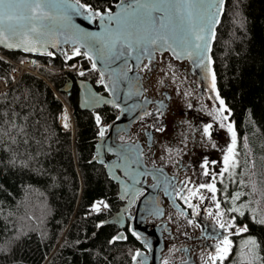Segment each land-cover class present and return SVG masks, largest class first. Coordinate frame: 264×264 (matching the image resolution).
I'll return each instance as SVG.
<instances>
[{
  "label": "trees",
  "instance_id": "16d2710c",
  "mask_svg": "<svg viewBox=\"0 0 264 264\" xmlns=\"http://www.w3.org/2000/svg\"><path fill=\"white\" fill-rule=\"evenodd\" d=\"M80 1L103 10L118 0ZM7 52L57 64V70L44 73L72 106L74 129L61 125L64 103L35 74L25 72L0 94V264H132L135 237L127 233L116 239L117 225L100 224L118 209L117 186L104 165L92 160L100 124L114 118L117 109H81L77 89L62 90L80 73L58 66L78 60L81 52L71 59ZM212 57L215 84L235 125L243 164L262 194V215L248 212L249 234L257 245L253 262L245 254L241 264H264V0H226ZM9 68L0 61V76L8 77ZM83 76L99 74L93 68ZM101 198L108 202L106 212L93 208Z\"/></svg>",
  "mask_w": 264,
  "mask_h": 264
},
{
  "label": "flooded vegetation",
  "instance_id": "af4514ba",
  "mask_svg": "<svg viewBox=\"0 0 264 264\" xmlns=\"http://www.w3.org/2000/svg\"><path fill=\"white\" fill-rule=\"evenodd\" d=\"M75 48L68 46L65 57L73 54ZM139 71L143 74L145 86L143 96L151 98L149 110L131 125L128 132L121 131L117 140L136 143L134 149H141L140 155L146 166L140 172L136 171L137 165L133 166V172L138 175L133 182L130 175L125 177L127 186H132L139 192L127 212L125 226H118L119 231L124 235H133L138 241L134 254L138 250L148 253L155 246L156 237L161 234L164 240L161 263L187 261L188 264H241L243 246L247 245L244 236L249 234L247 220L250 217L248 211L231 210L235 207L230 195H237L241 189L239 177L243 167V154L239 150L237 137L234 158L239 162L238 166H230L228 172L222 173L224 156L232 141L227 127L220 125L232 124L235 132L236 129L226 105L220 104V96L217 98L216 84L213 88L198 80L187 59L175 58L168 51L159 52L152 60L145 59L139 66ZM79 77L91 79L83 75L71 78L73 83L69 93L75 88L79 93L76 83ZM91 80L97 90L108 93L100 74ZM115 108L116 117L119 109ZM221 108L226 109L223 115L228 117L227 121L218 119V110ZM96 109L99 108L91 111ZM114 118L100 124V128ZM209 124L212 125L209 129L210 136L204 131ZM213 177L217 189L215 200L212 199L213 193L206 187H200L201 184L213 183ZM116 186L118 190L119 184L116 183ZM150 190L158 194L163 210L160 216L154 213L148 215L144 227L137 226L144 232L141 234L133 228L135 207L140 197ZM197 190L196 195H191ZM201 196L204 198L201 199ZM116 199L119 206L125 202L117 195ZM221 223L233 226L221 228ZM244 227L247 231H238ZM224 237L231 241V245L227 255L221 260L217 257L216 249L218 245L224 246ZM151 238L153 240L150 242ZM212 257L217 258L213 260ZM141 263L138 260L137 264ZM149 264H153L152 260H149Z\"/></svg>",
  "mask_w": 264,
  "mask_h": 264
},
{
  "label": "water",
  "instance_id": "95a60500",
  "mask_svg": "<svg viewBox=\"0 0 264 264\" xmlns=\"http://www.w3.org/2000/svg\"><path fill=\"white\" fill-rule=\"evenodd\" d=\"M75 4L76 0H48L42 12L37 14L39 18H33L34 14L29 9L20 8L15 13L20 17L19 20L0 25L2 29L0 47L9 51H21L45 57L54 51L55 54L66 58L67 47L70 46L79 48L82 54L88 53L94 58L96 64L94 69L102 76L108 93L104 94L97 90L91 79L79 77L76 79L79 88V107L93 110L108 105L119 109L118 115L110 123L101 126L100 130L106 131L103 137L99 133L96 136L92 160L104 165L108 176L119 184L116 195L125 200L100 224H114L123 228L126 224L127 212L134 204V197L139 192L136 188L127 186L125 177L130 175L133 182L138 176L133 172V166L137 165L138 172L142 171L144 165L146 166L140 155L141 149L138 151L134 149L136 143L117 140V135L121 131L128 132L131 125L149 110L151 98L143 96L145 86L139 66L145 59L152 60L159 52L168 51L175 58L187 59L198 80L212 86V73H215L212 49L215 39L211 41V50L207 56L202 54L201 49L194 47L195 41L190 35V29L195 24L198 30L201 23L200 17L206 8L192 9V15L189 17V10L180 3V0H123V3L118 0L110 9L112 13L123 17L119 25L107 19L102 21L99 17L90 18L92 14L87 13L83 8L71 7ZM80 4L90 5L82 1ZM92 8L99 11L109 9ZM43 13L48 15L44 16ZM218 25L219 23L215 27V38ZM33 26L40 29L39 43L35 45L37 51H25L24 47H7L8 44L21 43L25 34L37 38V34L30 32ZM106 28L112 30L110 36L105 33ZM91 34L104 36L108 46L100 42L94 47ZM185 37L192 42L185 43ZM113 39L117 41L115 47L111 46ZM153 39L157 41L156 44L151 43ZM129 44L131 48L128 47ZM91 63L93 64V60ZM72 83V80L67 81L62 90L68 91ZM153 192V190L146 191L136 203L133 228L141 234L144 232L137 226L144 227L148 215L162 214L163 206L158 194ZM119 236L123 237L124 233L120 232ZM152 240L153 238L150 242ZM155 241V246L153 245L148 253L138 250L131 263L137 264L138 260H141V264H149V260H152L153 264H188L187 261L161 263V252L164 247L162 235L159 234Z\"/></svg>",
  "mask_w": 264,
  "mask_h": 264
},
{
  "label": "snow or ice",
  "instance_id": "6c2138e0",
  "mask_svg": "<svg viewBox=\"0 0 264 264\" xmlns=\"http://www.w3.org/2000/svg\"><path fill=\"white\" fill-rule=\"evenodd\" d=\"M48 0H0V25H4L7 22H11L14 20H19L20 17L15 15L16 11L19 10L20 8H27L29 9L33 14V18H39L37 14L41 13L44 7L46 6ZM121 3H123V0H121ZM180 3L187 9L189 17H191L192 9H205L206 11L203 12V14L200 17L201 23L199 25L198 30H196V25L193 24L190 29V35L194 38V47L197 49L202 50V54L204 56H207V53L211 50V41L215 39V27L218 23H220V17L223 14L224 10V5L226 3V0H180ZM79 7L83 8L87 13H91L92 15L90 18L93 17H99L102 21L107 19L109 22L115 21L117 25L122 23L123 17L119 16L118 14L112 13L111 9H106L104 11H99V10H94L91 5H83L80 4V0H76L75 5H71V7ZM145 7H148V5H145ZM44 16H47L48 13H43ZM14 30V29H13ZM2 31V29H0ZM118 32V29L116 30ZM31 33L37 34V38H33L25 34L24 38L21 40V43L19 44H8L7 47L9 48H18V47H24L25 51H37L38 49L35 47L37 43H39L38 36L40 34V29L33 26L30 29ZM105 33L107 35L112 34V30L106 28ZM94 39V44L93 46L95 47L97 43L103 42L105 46H108L107 41H105L104 36L97 35V34H91ZM4 39H7V37H4ZM116 39H113L111 41V46L115 47L116 44ZM185 43H190L192 41L188 40L187 37H185L184 40ZM152 44H156L157 41L153 39L151 41ZM129 48L132 46L129 44ZM169 47H171L169 45ZM99 50V49H98ZM144 51H147V49H144ZM175 52V49H173ZM80 49L75 48L74 49V55H80ZM179 55L178 53H176ZM51 55V53H49ZM87 58L89 60H93L92 67L95 68L96 64L94 61V58L91 55H88V53H85ZM71 59V56L68 57ZM210 61V57H209ZM80 75H84L83 72L80 73ZM212 87L215 88V73H212ZM217 98H219V93H217ZM220 104L223 105L224 101L220 100ZM226 111V109L221 108L218 110V119L221 121H227L228 117L223 115V112ZM96 122L99 124L101 122V118L99 116H96ZM221 127H227L228 131L231 133V146L227 149V155L224 156V168L222 169L223 172H228L229 167H237L238 166V161L234 158L236 155L235 148H236V143H237V136L236 132L234 130V126L232 124H227L225 125L224 123H221ZM65 127H68L67 124H65ZM212 125L209 124L206 126L204 131L210 136L211 133L209 132V129H211ZM162 130V129H161ZM105 132V129H101L99 132V135L103 137ZM205 166H207V161H205ZM205 175H208L207 172H205ZM201 188H207L209 192L213 193L212 199L215 200V193L217 191L215 187V177H213V183L211 184H201ZM198 190L196 192H192L191 195H196ZM201 199L204 197L201 196ZM237 199L239 198V194H237ZM101 204L103 202H100L94 206V210L96 212H99L101 210ZM104 207H107L106 204H103ZM191 206V205H190ZM217 207L219 208V201H217ZM232 211H239V209H231ZM223 213H221L222 215ZM241 215L243 213L241 212ZM264 223V221H262ZM233 225L231 224H224L221 223L220 227L221 228H231ZM238 231H247V228L244 227L242 229H238ZM135 235V233H133ZM121 238H126V237H116V239H121ZM252 243H255L254 241ZM222 244L224 245L223 247H220L219 245L217 246L216 252H217V257H219L221 260L227 255L229 251V247L231 245V241L227 238L224 237ZM139 255V253H137ZM217 257H212V259H216Z\"/></svg>",
  "mask_w": 264,
  "mask_h": 264
},
{
  "label": "built area",
  "instance_id": "2783aa9c",
  "mask_svg": "<svg viewBox=\"0 0 264 264\" xmlns=\"http://www.w3.org/2000/svg\"><path fill=\"white\" fill-rule=\"evenodd\" d=\"M51 55H48V58L53 55V51L50 52ZM0 61L6 62L9 64V75L8 77L0 76V94L6 92L9 87H11L13 84H15L19 78L25 73L29 72L32 74L37 75L38 77L45 79L49 82L48 78L46 77L44 71H50V70H57V64L50 59H33V58H22L17 59L13 57L7 50L0 47ZM92 63L91 60L87 58L85 54H83L78 60L73 62H64L62 65L58 66V70L62 72H73V73H81L85 72L87 70L92 69ZM49 84L53 87V85L49 82ZM54 88V87H53ZM55 94L61 99V101L64 103V111L61 114L60 117V123L61 125L66 129H74V121H73V108L72 106L65 100V98L61 95V93L54 88ZM66 113V114H65ZM65 114L64 117L62 115ZM63 119H65V124L68 125V127H65L63 124ZM103 202V204H106L107 207H104L103 204H101V210L104 212L108 211V202L101 198L95 200L93 204V208L96 204Z\"/></svg>",
  "mask_w": 264,
  "mask_h": 264
},
{
  "label": "rangeland",
  "instance_id": "374dc122",
  "mask_svg": "<svg viewBox=\"0 0 264 264\" xmlns=\"http://www.w3.org/2000/svg\"><path fill=\"white\" fill-rule=\"evenodd\" d=\"M65 114H63L62 117H64ZM239 150L243 154L241 147L239 148ZM239 179L241 182V189L238 193L239 198L237 199L236 198L237 195L235 193H233L230 195L231 202L233 203L235 209H239L238 212L248 211L252 215L259 214L260 212L258 211V209L262 206V205H260L259 199L260 198L262 199V194L257 193V191L255 190V185L252 184L249 169L245 164H243L241 175H240ZM263 212H264V209L262 210V213ZM260 215H262V214L260 213ZM253 241L255 243H252ZM244 242L247 243V245L244 244V246H243L244 255L242 258L245 259V254H247L248 258H246V259L252 263L253 258H254L252 254H254V251L257 247L256 239L254 238L253 235L246 234L244 236Z\"/></svg>",
  "mask_w": 264,
  "mask_h": 264
},
{
  "label": "bare ground",
  "instance_id": "6f19581e",
  "mask_svg": "<svg viewBox=\"0 0 264 264\" xmlns=\"http://www.w3.org/2000/svg\"><path fill=\"white\" fill-rule=\"evenodd\" d=\"M62 95V94H61ZM63 124L65 125V119H63Z\"/></svg>",
  "mask_w": 264,
  "mask_h": 264
}]
</instances>
